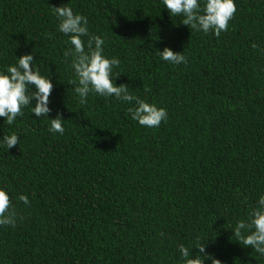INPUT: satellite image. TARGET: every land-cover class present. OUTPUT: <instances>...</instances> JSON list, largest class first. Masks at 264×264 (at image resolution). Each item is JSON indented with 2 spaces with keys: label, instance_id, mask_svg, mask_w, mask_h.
I'll return each instance as SVG.
<instances>
[{
  "label": "trees",
  "instance_id": "16d2710c",
  "mask_svg": "<svg viewBox=\"0 0 264 264\" xmlns=\"http://www.w3.org/2000/svg\"><path fill=\"white\" fill-rule=\"evenodd\" d=\"M234 3L217 38L163 0H0V72L30 53L53 84L47 116L28 106L12 125L0 117V189L16 221L0 226V264H185L179 246L203 259V243L221 264H264L233 234L264 194V0ZM60 6L119 59L115 84L166 110L159 127L132 119L135 101L79 102ZM165 47L187 63L164 61ZM57 114L63 134L49 130ZM12 134L19 144L7 149Z\"/></svg>",
  "mask_w": 264,
  "mask_h": 264
},
{
  "label": "clouds",
  "instance_id": "9594fccd",
  "mask_svg": "<svg viewBox=\"0 0 264 264\" xmlns=\"http://www.w3.org/2000/svg\"><path fill=\"white\" fill-rule=\"evenodd\" d=\"M165 8L172 16H183L182 24L197 31L209 33L210 31L218 38L221 32L228 29L229 21L236 13L234 0H205L203 8L199 0H163ZM54 15L59 19L58 30L70 36V44L73 46L65 51L66 57H72L78 86L75 92L79 94V102L87 103L89 93H95L104 97H115L131 104L135 101V107L128 109L132 119L138 121L141 126L157 128L163 120L167 119V112L163 107L149 104L129 92L126 84H115L113 75L114 66H118V58H107L104 55L105 40L100 36H89L87 27L88 20L85 16L74 14L71 7H54ZM89 36L87 51L82 37ZM159 56L166 62L179 65L187 63L182 52H174L165 47L163 51H157ZM33 56L23 54L18 57L16 65L8 66L6 72H0V117L12 125L18 116L23 115V108L31 106V112L36 117L47 116L51 111L48 107L49 97L53 90V84L48 77L40 74L39 70L33 69ZM77 81H71L75 84ZM35 89L33 91L32 89ZM147 91V89H146ZM35 105L32 106V101ZM62 117L57 114L51 119L50 131L63 134L65 129ZM3 143L7 149L19 144L16 134L3 136ZM19 200L29 204L28 197L20 195ZM258 207L254 208L248 221L237 222L233 234L237 242L245 247H251L261 256H264V194L258 201ZM15 210L8 193L0 189V226L11 225L15 227ZM247 230V234L242 233ZM203 259L195 256L190 257V249L184 245L179 246V252L184 258L185 264H203L204 259H211V264H221L220 260L205 252L204 243L198 248Z\"/></svg>",
  "mask_w": 264,
  "mask_h": 264
}]
</instances>
